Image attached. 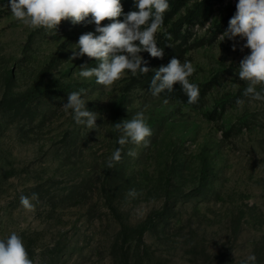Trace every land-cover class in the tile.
<instances>
[{
  "label": "rangeland",
  "instance_id": "374dc122",
  "mask_svg": "<svg viewBox=\"0 0 264 264\" xmlns=\"http://www.w3.org/2000/svg\"><path fill=\"white\" fill-rule=\"evenodd\" d=\"M237 3L169 0L155 36L163 58L141 52L148 74L105 87L79 76L94 58L70 60L95 24L65 20L53 35L0 0V239L17 233L34 264H242L250 254L264 264V101L243 95L246 41L219 39ZM173 57L193 64L203 108L183 100L179 83L152 95L151 70ZM81 89L96 129L63 110ZM141 111L148 146L119 145L114 124ZM117 148L122 159L108 168ZM33 193L29 212L20 196Z\"/></svg>",
  "mask_w": 264,
  "mask_h": 264
},
{
  "label": "clouds",
  "instance_id": "9594fccd",
  "mask_svg": "<svg viewBox=\"0 0 264 264\" xmlns=\"http://www.w3.org/2000/svg\"><path fill=\"white\" fill-rule=\"evenodd\" d=\"M134 2L136 10L125 14L121 0H9L13 18L31 29L43 28L56 35L58 25L65 20H70L73 25L95 24V32L80 35L70 60L85 55L94 58L97 65L91 68L81 66L79 76L95 77L96 83L105 87L112 86L127 72L134 77L148 74V62L140 55L141 52H147L153 58H163V48L158 46L155 36L162 28L163 14L170 7L169 0ZM105 20L110 23L101 26ZM237 37L246 41L241 51L250 49V54L245 55L239 63L238 76L246 83L243 95L254 101H264V0H238L236 12L219 39L221 42L225 38L235 41ZM167 38L171 39V36L167 35ZM151 71H154L150 82L153 96H159L164 91L171 93L174 84L179 83L188 97V104L198 101L199 88L189 80L195 72L191 62L181 63L173 57L167 66L162 65ZM84 91L81 89L68 94V101L62 107L66 113L71 111L76 124L85 125L90 130L96 129L97 115L86 108L87 103L82 98ZM236 103L242 105L244 101L238 99ZM114 128L121 133L118 139L121 146L130 141L137 146L147 147V138L152 135L142 111L131 119L115 123ZM128 155L135 157L136 152L130 151ZM121 159L122 148H117L109 157L107 167L113 168ZM129 195L134 197L137 193L133 189ZM33 200L38 202V194L20 196V204L29 212L35 211ZM255 260V255L250 254L242 264H255ZM0 264H34L17 233L0 239Z\"/></svg>",
  "mask_w": 264,
  "mask_h": 264
},
{
  "label": "trees",
  "instance_id": "16d2710c",
  "mask_svg": "<svg viewBox=\"0 0 264 264\" xmlns=\"http://www.w3.org/2000/svg\"><path fill=\"white\" fill-rule=\"evenodd\" d=\"M127 6L128 8L131 9V7H134V4L130 5V3H127ZM206 90V89H205ZM205 90L199 92V98H198V101L195 103V104H190L191 106L195 107V108H203L204 104H205V101L203 99V96H205ZM183 100L184 101H188V97L187 95L185 94L184 97H183ZM188 103V102H187Z\"/></svg>",
  "mask_w": 264,
  "mask_h": 264
}]
</instances>
